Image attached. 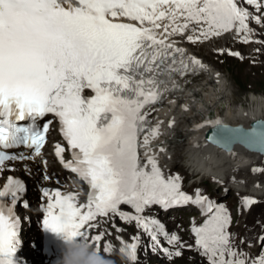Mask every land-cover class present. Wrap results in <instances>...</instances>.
<instances>
[{
	"label": "snow or ice",
	"instance_id": "1",
	"mask_svg": "<svg viewBox=\"0 0 264 264\" xmlns=\"http://www.w3.org/2000/svg\"><path fill=\"white\" fill-rule=\"evenodd\" d=\"M121 18L129 22H118ZM262 20L264 0H0V170L6 161L41 156L52 120L42 126L39 121L52 114L71 159L65 160L61 144H56L55 155L91 191L86 203L78 204V193L43 188L46 228L95 242L99 251L102 235H89L86 226L94 227L90 222L97 217L135 221L154 242L153 252L161 247L160 236L175 247L174 252L163 248L171 259L182 255L181 238L145 213L155 205L168 210L191 203L208 217L192 228L197 250L208 264H264V253L250 260L237 249L223 204L199 190L193 199L181 190L178 175L166 176L155 156L145 152L144 161L138 151L158 131L148 119L151 105L180 86L176 74L205 67L173 38L190 29L187 39L197 43L235 30L247 43L253 32L249 22ZM85 89L94 95H84ZM21 146L34 149V156L4 151ZM253 171L264 173L261 168ZM24 191L25 182L11 176L0 191V264H16L20 217L12 206ZM257 203L244 198L245 206ZM122 205L135 214L123 211ZM132 239L137 243L122 241L119 253L135 262L140 237ZM105 251L111 253L112 245Z\"/></svg>",
	"mask_w": 264,
	"mask_h": 264
},
{
	"label": "bare ground",
	"instance_id": "2",
	"mask_svg": "<svg viewBox=\"0 0 264 264\" xmlns=\"http://www.w3.org/2000/svg\"><path fill=\"white\" fill-rule=\"evenodd\" d=\"M231 83L227 75L220 77L217 68L211 65V69L205 72L202 78H194L183 93V98L177 101L173 114L170 117L178 123H184L183 127L167 128L165 120L167 111L164 109L153 110L151 115L160 126L158 133L151 136L148 156H155L161 170L168 165L169 154L172 149H177L179 139L184 140L183 149L186 153L180 156H188L189 171L193 173H210L222 176L236 171L235 165H244L251 160L253 153H249L242 146H238L234 152L227 153L211 145L205 135L209 131V122L220 120L229 125L249 124L257 118L264 119V97L252 94L249 103L233 106L235 95H231ZM243 120V121H242ZM248 121V122H246ZM212 126V125H211ZM168 137L166 141L163 139ZM163 145L164 151L159 152L157 146ZM176 154L179 155L178 151ZM175 154V156H176ZM215 175V176H216Z\"/></svg>",
	"mask_w": 264,
	"mask_h": 264
},
{
	"label": "rangeland",
	"instance_id": "3",
	"mask_svg": "<svg viewBox=\"0 0 264 264\" xmlns=\"http://www.w3.org/2000/svg\"><path fill=\"white\" fill-rule=\"evenodd\" d=\"M206 46L207 45H205V47ZM213 61L215 62V60ZM217 64H218L217 66L221 69V71H223L225 75H227L229 78V81L231 83L230 86L231 95H235V101L233 103V106L235 108L243 104L245 105L246 102L249 103V98L251 97L252 94L257 95L259 97L261 96L264 97V70H262V68L250 70L251 68L247 65V63H241L236 60H229L224 64L221 62L219 63L217 62ZM183 125L184 124H179V126L181 127ZM181 148L184 149L183 145L180 144L179 147H177V149H173L174 159L176 161L177 168L188 174L186 180H189L187 183L190 184V182H192V177H190L191 175L188 169L189 168L188 161L185 160L186 159L185 156H179L180 154L184 153V150ZM176 151H178L179 155L176 154ZM262 165L264 167V162L262 163ZM262 176L264 177V175ZM199 178L200 176L196 174L195 179L199 180ZM210 189L216 190V188H213L212 186L210 187ZM232 198L235 200L236 196L233 194ZM261 212L262 209L257 208L255 209V211L252 212V216L255 217L256 214ZM248 220L249 221L252 220L250 215ZM115 264H119V263H115ZM177 264H181V263H177Z\"/></svg>",
	"mask_w": 264,
	"mask_h": 264
},
{
	"label": "water",
	"instance_id": "4",
	"mask_svg": "<svg viewBox=\"0 0 264 264\" xmlns=\"http://www.w3.org/2000/svg\"><path fill=\"white\" fill-rule=\"evenodd\" d=\"M207 137L226 150H232L240 144L264 154V119L253 121L250 127L220 123L208 131Z\"/></svg>",
	"mask_w": 264,
	"mask_h": 264
},
{
	"label": "clouds",
	"instance_id": "5",
	"mask_svg": "<svg viewBox=\"0 0 264 264\" xmlns=\"http://www.w3.org/2000/svg\"><path fill=\"white\" fill-rule=\"evenodd\" d=\"M63 237L65 251L59 264H113L112 261L102 256L93 245L67 234H63Z\"/></svg>",
	"mask_w": 264,
	"mask_h": 264
}]
</instances>
